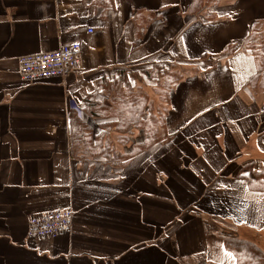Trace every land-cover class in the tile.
Segmentation results:
<instances>
[{"label":"crops","instance_id":"crops-1","mask_svg":"<svg viewBox=\"0 0 264 264\" xmlns=\"http://www.w3.org/2000/svg\"><path fill=\"white\" fill-rule=\"evenodd\" d=\"M192 1L0 0V264H237L226 238L264 237V191L247 184L264 167V88L243 47L264 0ZM73 42L80 68L22 79L21 56ZM158 66L183 73L168 136L123 167L77 156L72 111L111 103L121 70L157 101L145 71ZM59 210L70 231L28 235Z\"/></svg>","mask_w":264,"mask_h":264},{"label":"trees","instance_id":"trees-1","mask_svg":"<svg viewBox=\"0 0 264 264\" xmlns=\"http://www.w3.org/2000/svg\"><path fill=\"white\" fill-rule=\"evenodd\" d=\"M221 0H193L191 12H197L209 5H216ZM235 47V46H234ZM231 46L229 51H233ZM246 50H251L257 60V71L250 78L249 85L253 89L264 88V19L256 20L249 35L243 43ZM152 82H156L154 94L157 101L144 89V83H132L125 70L113 83L114 94L111 103L87 100L83 111L73 110L70 116L71 143L74 153L81 159H102L116 167L127 165L141 152L147 150L154 143L161 141L167 135L164 128L169 109L167 103L171 101L172 89L182 80L183 73L179 68H161L145 71ZM138 76V75H137ZM141 80L140 76H138ZM102 83V82H101ZM89 118L101 117L108 120L100 121L94 127ZM116 131L117 143L111 137ZM139 131L136 142L134 133ZM123 146L117 149L116 145ZM131 144V145H130ZM130 145V146H129ZM250 189L264 191V167L254 171V175L247 179ZM227 248L233 253L237 264H264V248L250 238L227 237Z\"/></svg>","mask_w":264,"mask_h":264},{"label":"built area","instance_id":"built-area-1","mask_svg":"<svg viewBox=\"0 0 264 264\" xmlns=\"http://www.w3.org/2000/svg\"><path fill=\"white\" fill-rule=\"evenodd\" d=\"M89 29V32H93ZM82 45L73 42L61 48L33 53L19 58V72L23 80L66 77L82 64ZM80 112V109L78 110ZM74 213L67 211H52L31 218L28 225V235L31 237L57 236L72 229Z\"/></svg>","mask_w":264,"mask_h":264},{"label":"rangeland","instance_id":"rangeland-1","mask_svg":"<svg viewBox=\"0 0 264 264\" xmlns=\"http://www.w3.org/2000/svg\"><path fill=\"white\" fill-rule=\"evenodd\" d=\"M210 6H212V5L206 6L203 9H201L202 12H203V10H204V12H206L205 9L207 10L208 8H210ZM206 15H207V13H206ZM241 233H243V232H241ZM243 235H245L244 237H248V238L251 237V236H249L250 234H243ZM250 239H253V240L255 239V241L264 248V237H261V239L260 238H250Z\"/></svg>","mask_w":264,"mask_h":264}]
</instances>
